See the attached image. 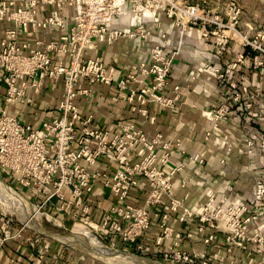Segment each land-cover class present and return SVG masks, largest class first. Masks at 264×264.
I'll use <instances>...</instances> for the list:
<instances>
[{"label":"rangeland","instance_id":"374dc122","mask_svg":"<svg viewBox=\"0 0 264 264\" xmlns=\"http://www.w3.org/2000/svg\"><path fill=\"white\" fill-rule=\"evenodd\" d=\"M234 1L241 11L235 29L222 28L210 22L216 19L225 23L226 6L208 0L201 2L206 7H202L198 0L190 2L198 7L201 14V22L188 26L198 30L197 36L205 46V49L200 48L198 52L200 57L201 52L208 55L202 65H185V69L177 76L178 71H181V66L176 64L182 55L181 36L177 37V44L173 48L167 49L164 45L159 47L157 61H151L153 51L150 48L149 61L136 67L135 82L131 80L125 90L129 92L124 98L133 109L132 115L126 120L118 121L113 129L106 130L110 140L125 142V162L112 160L107 155L98 156L92 162L80 158L78 164L83 171L100 173L97 178L89 179L90 190L82 187L81 194L84 197L96 184H102L116 197L111 189L113 183H108L107 180L112 178L113 174L122 172L124 167L134 173L130 175L126 172L125 177L110 180L121 181L128 194L138 193L141 199L135 205H141L149 194L148 191L154 187L161 200L158 206L164 208L159 211L160 217L167 214L177 219L183 208L184 212L187 210L190 221L182 223L190 225L189 237L196 231L206 235L203 242L205 238L208 239L207 236L211 237L205 243L214 242V245L216 240L220 239L217 245H220L227 255L226 264L231 261L237 264L232 256L237 251L252 256L258 264H264V227L257 223L259 218L264 217V192H260V185L264 184V0ZM170 20L179 30L187 29L183 27L185 16H173ZM164 36L161 35L166 41ZM161 44L162 41L154 45ZM207 74L211 75V81L203 80ZM201 85L206 87L204 94ZM6 116L24 120L12 114ZM3 117L4 115H0V118ZM157 120L160 122L158 125L163 126L153 131L144 130L143 124L152 128L157 125ZM168 122L172 124L171 128H167ZM119 125H123L124 129ZM182 141H201V152H187L182 146ZM249 141H253V144L250 145ZM117 147L123 149L122 145ZM173 155H177L179 161L171 164ZM101 158V165H115L117 170L109 172L94 166ZM188 163L195 164L192 168L201 165L203 169L209 168L227 176L235 171L253 173V193L245 200L227 201L234 192L231 183L235 179L225 176L223 180L226 183H223L222 191L217 193L210 189L201 204L202 211L205 204L212 199L209 208L202 213H219L218 221L214 220L213 227L201 222L199 231L200 208L194 210L188 207L184 195L172 192L174 176ZM139 169L142 170L137 172ZM146 171L153 172L152 179L142 178ZM0 178L28 200L37 226H30L24 219L23 207L18 204L15 208V201L0 190V248L7 246L10 241L19 242L18 240L22 239L31 251L47 252L46 257L54 260L53 262L58 261L57 264H107L90 252L79 249V245H82L80 248L93 247L103 255H132L164 264H214L213 260L206 259L205 255L197 261L192 257L193 261L186 263L182 259L142 253L130 243H124L115 237L110 240L109 236L101 235L85 223L84 220L88 219L86 214H81L85 218L81 220L79 216L71 218L65 211L56 210L51 205L39 208L40 202L35 200L30 190L20 189L17 183L11 181V177L1 170ZM167 180L170 188L168 192H164ZM76 181L80 182L81 178H76ZM141 181H144V185ZM184 186L185 183L181 182L180 187ZM175 202L176 210L173 211L170 207ZM77 211L79 213V210ZM41 212L53 220L46 219ZM74 227L80 228L81 232L77 234L73 230ZM170 228L172 229L171 226ZM217 231L220 238H217ZM84 232L87 235H84ZM188 233H182L181 237L187 236ZM66 235L80 238L79 244L62 242L60 238ZM159 235L163 240L171 237H165L162 232ZM93 237L98 239L100 245L91 243L90 239ZM58 251L62 252L61 257L57 256ZM0 264H4L3 261L0 260Z\"/></svg>","mask_w":264,"mask_h":264},{"label":"built area","instance_id":"2783aa9c","mask_svg":"<svg viewBox=\"0 0 264 264\" xmlns=\"http://www.w3.org/2000/svg\"><path fill=\"white\" fill-rule=\"evenodd\" d=\"M39 4L51 6L46 15L39 16ZM124 5H128L131 11L129 29H110L108 24L119 15ZM65 8L71 10V24L67 23L62 12ZM226 11L225 23L216 19L210 22L222 28L235 29L240 7L234 0H229ZM180 14L186 17L183 27L201 22L198 7L188 0H0V21L12 23L0 38V97L7 103L19 99L31 103L46 80L60 82L62 85L57 115L42 121L39 126L6 116L9 113L0 108V115H4L0 118V170L8 174L20 189L30 190L35 200L40 202L39 208L51 205L56 210L65 211L71 218L79 216L81 220L85 219L81 214H87L89 206L84 202L81 188L90 190L89 179L97 178L100 173L83 171L78 164L79 159L92 162L103 155L120 163L126 159L123 156L125 142L110 140L106 130L88 128L90 118L81 116L76 99L92 95L91 87L94 84H113L120 91H125L131 80L135 82L136 67L144 65V62L133 63L129 73L119 77L115 75L113 66H107L99 56L84 57L83 51L93 41L111 44L121 36L146 38L150 30L144 24L145 17L159 23L162 15L172 18L181 17ZM39 30L50 32V39L45 43L36 40L33 44L28 35ZM162 45L151 47L152 62L158 60L157 50ZM249 144H253V141H249ZM117 145H122L123 149ZM126 172L130 175L134 173L123 167L122 172L113 174L110 179L125 177ZM153 175V172L146 171L142 178L152 179ZM78 177L81 178L80 182L76 181ZM110 179L107 181L113 183L111 189L116 202L105 212L100 223L87 219L85 223L101 235L109 236L110 240L115 237L132 244L142 253H148L150 246L140 242L139 238L150 228L151 211L159 207L161 200L158 191L153 187L141 205L130 204L125 202L128 193L121 181ZM141 184L144 185V181ZM169 186L167 180L164 192H168ZM260 186L263 194L264 184ZM209 202L202 211L200 208L199 231L201 222L213 227L214 220L218 221L219 213H202L209 208ZM171 206V210H176V202ZM161 218L160 232L165 237L174 235L173 229L167 224L169 216L163 214ZM177 220L179 223H189L187 210L184 212L183 208ZM236 222L239 223L238 220ZM181 234L175 233V243L168 246L164 256L189 263L193 261L192 256L185 249L174 248ZM207 237L204 242L211 238ZM161 241L162 236L158 235L156 243ZM198 254L204 257V253ZM230 264H233L232 261Z\"/></svg>","mask_w":264,"mask_h":264},{"label":"crops","instance_id":"0c3cea01","mask_svg":"<svg viewBox=\"0 0 264 264\" xmlns=\"http://www.w3.org/2000/svg\"><path fill=\"white\" fill-rule=\"evenodd\" d=\"M208 1H212L217 5L221 3V5L226 6L229 0ZM188 2H193V0H188ZM201 2L205 3L207 0H198V3L201 4ZM201 6L206 7L203 6V4H201ZM50 9L51 6L39 4V16L46 15ZM224 10L226 14V8ZM62 12L66 16L67 23L71 24V10L65 8ZM130 18L131 11L129 6L124 5L119 15L108 24V27L110 29L119 28L128 30L130 27ZM143 21L147 29L150 30V34L146 38H129L127 36H121L111 44L93 41V44L83 51V56H99L103 63L115 68L116 76L122 77L129 71L133 63L149 61V51L154 44L161 43L162 41L165 48L171 49L177 44L176 40L181 36L182 55L180 59L176 61V64L181 66V71H178L179 73H177V76L185 69V65L191 63L202 65L205 58H208V55L206 53L204 54V52H201V57L198 54L200 48L205 49V46L199 40L197 36L198 30L194 27L188 26L187 29L179 30V28L172 25L170 18L164 15L161 16L159 23H154L152 19L148 17H145ZM11 26V22L0 21V38L3 31ZM50 35L51 33L46 30H39L36 33H30L28 38L33 44L36 40H42L45 43L50 39ZM161 35H165L166 37L164 36V39L166 38L167 40H163ZM36 47H40V45H36ZM203 80L211 81V75H205ZM205 89V85H201L202 94L206 92ZM61 91L62 85L60 82L46 80L40 93L33 96L31 103H26L24 99L7 103L0 97V108H4L9 114L22 117L33 126H39L42 121L50 120L57 115L56 108L61 97ZM91 91L92 95L87 97L81 96L76 99L81 116L83 118H90L87 124L88 128H98L102 130L113 129L118 121L126 120L132 115L133 109L129 107L128 102L125 101L124 98L125 91H120L115 85L94 84L91 87ZM158 120L161 121V118ZM158 120L157 125L155 127L152 126V128L149 127L148 124H143L144 130L153 131L159 128V126H163L158 125ZM137 122L139 123V121ZM168 123L169 126L167 128H171L172 124H170V122ZM182 146L187 152H201V141H182ZM101 161L102 158L100 161L98 160L94 166L109 172L117 170V166L108 163L101 165ZM176 161H179V158L177 155H173L171 164H174ZM194 165V163H188L183 169L176 173L173 178L172 187V192L180 196L184 195L186 205L194 210L201 208L206 193L210 189H214L217 193L222 191L221 188H223V183H226L223 180L225 176L235 179L231 183L234 186V192L230 194L227 201L234 202L240 199L245 200L253 193L255 182L253 173L235 171L227 176L209 168L203 169L201 165L192 168ZM181 182L185 183L183 188L180 187ZM240 193L245 195H240ZM129 194L125 200L126 203L136 204L140 202L141 197L138 193ZM84 201L89 206V212L86 214L87 220L96 223L102 221L105 212L116 202L112 193L107 188H104L102 184H96L91 192L85 193ZM162 209L164 208H153L151 211L150 228L139 238L140 242L150 246L148 255L159 257L164 256L168 246L175 243V233L180 232L185 235V233L190 231V225L179 223L176 218L169 217L167 224L172 227L174 235L166 240L162 239L160 243H156V237L161 231L160 224L162 218L160 217L159 211ZM257 223L264 227V217L259 218ZM192 233L193 236L191 238L183 235V237L178 239L175 247L185 249L190 256L195 258V261L199 260L200 256L198 253H204L205 258L213 260L214 264H226L227 255L222 247L217 245L220 239L216 240V244L213 245L214 242H203V238L206 236H204L203 233L196 231ZM216 234L218 236L217 238H220L218 231ZM21 240L22 239L18 240L19 242L10 241L7 246L0 248V260L3 261L4 264H57L58 261L53 262L54 260L46 257V255H48L47 252L45 253L41 250L35 252L31 251ZM238 252L239 251L232 255L236 259L235 261L237 264H258L252 256L249 257L247 253L242 254ZM61 254V251L57 252L58 257H61ZM57 256L55 255V257Z\"/></svg>","mask_w":264,"mask_h":264},{"label":"bare ground","instance_id":"6f19581e","mask_svg":"<svg viewBox=\"0 0 264 264\" xmlns=\"http://www.w3.org/2000/svg\"><path fill=\"white\" fill-rule=\"evenodd\" d=\"M0 190L3 193L8 194L15 201L14 202V204L16 206L15 208H17L18 204L21 205L24 209L23 214H24L25 221L30 226H32L34 228L37 227L35 225L34 215L31 214V212H30V204H29L28 200L25 197L20 196L18 194V192H16L13 188H11L9 185H7L2 179H0ZM41 214L43 216H45L43 212H41ZM45 218L48 220L49 219L53 220V218H51L50 216H45ZM73 230L77 234L79 232H81L80 228H78V227H74ZM83 234L87 235L85 232ZM79 239L73 235H66V236H63L62 238H60V240H62V242H66V243L68 242L72 245H75V243L79 244ZM90 241H91V243H94V245H100L98 239H96L94 237L91 238ZM80 246H82V245H79V249L84 250V251L86 250V252H90L91 255L98 257L100 260H102V262H105L107 264H164L160 261L154 262V261L149 260V259H144V258L140 259V258L132 256V255H125L124 257L118 256L117 254L103 255V254H100L99 252H97L95 249H93V247L89 249V248H80Z\"/></svg>","mask_w":264,"mask_h":264},{"label":"water","instance_id":"95a60500","mask_svg":"<svg viewBox=\"0 0 264 264\" xmlns=\"http://www.w3.org/2000/svg\"><path fill=\"white\" fill-rule=\"evenodd\" d=\"M1 179V178H0ZM5 182V181H4ZM6 183V182H5ZM7 184V183H6ZM8 185V184H7ZM10 186V185H9ZM11 187V186H10ZM12 188V187H11ZM16 191V190H15ZM17 192V191H16ZM150 260V259H149Z\"/></svg>","mask_w":264,"mask_h":264}]
</instances>
